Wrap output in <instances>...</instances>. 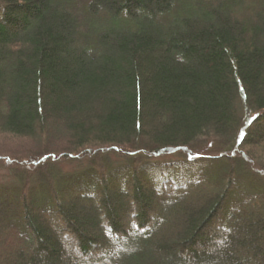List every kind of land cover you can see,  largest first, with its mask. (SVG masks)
I'll list each match as a JSON object with an SVG mask.
<instances>
[{"label": "trees", "instance_id": "1", "mask_svg": "<svg viewBox=\"0 0 264 264\" xmlns=\"http://www.w3.org/2000/svg\"><path fill=\"white\" fill-rule=\"evenodd\" d=\"M0 140V264H264V0H0Z\"/></svg>", "mask_w": 264, "mask_h": 264}, {"label": "rangeland", "instance_id": "2", "mask_svg": "<svg viewBox=\"0 0 264 264\" xmlns=\"http://www.w3.org/2000/svg\"><path fill=\"white\" fill-rule=\"evenodd\" d=\"M255 128V127H254ZM254 128H252V130H254ZM253 132V131H252ZM8 143L7 140H0V185L6 184L9 182V180L11 179V173H10V169H9V165H12V163H19V161L15 158V154L17 152H22L19 149L24 146L25 144H21L20 145H16V146H12L10 145V143L8 144H2V143ZM18 147H20L19 149H17ZM14 149H16L17 151H14ZM170 159H176V158H164L163 160H159L160 162L166 161V160H170ZM158 160L154 161V163H158ZM4 163V165H3ZM258 218H263V214H259ZM174 225H176V223H174ZM171 231V230H170ZM216 248L221 252L223 249L221 247V244L219 243H215ZM215 256V255H214ZM238 256L242 259H244L246 256L238 253ZM186 262H188V264H194V260L191 259H187ZM84 264H88L89 262H84ZM219 264V263H216ZM254 264V263H251Z\"/></svg>", "mask_w": 264, "mask_h": 264}]
</instances>
